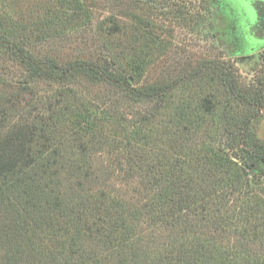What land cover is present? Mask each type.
Returning a JSON list of instances; mask_svg holds the SVG:
<instances>
[{"label":"trees","instance_id":"trees-1","mask_svg":"<svg viewBox=\"0 0 264 264\" xmlns=\"http://www.w3.org/2000/svg\"><path fill=\"white\" fill-rule=\"evenodd\" d=\"M21 2L14 18L0 8V50L32 96L40 84L73 87L78 112L59 102L64 90L15 125L0 102V264H264V196L244 178L264 161L253 126L264 89L217 61L135 83L104 41L95 56L64 59L58 43L73 32L108 39L119 33L116 17L94 20L81 0ZM200 79L219 81L223 110L213 97L196 107L174 100ZM106 124L122 128L126 168L149 191L139 209L95 189V157L114 148Z\"/></svg>","mask_w":264,"mask_h":264},{"label":"rangeland","instance_id":"rangeland-1","mask_svg":"<svg viewBox=\"0 0 264 264\" xmlns=\"http://www.w3.org/2000/svg\"><path fill=\"white\" fill-rule=\"evenodd\" d=\"M81 1L94 20L101 21L110 15L115 16L119 33L104 39L97 32H89L81 40V35L73 32L69 35V44L56 45L64 59L72 60L78 55L95 56L100 52L104 41L111 48V53L135 78L134 82L166 81L192 72L205 61H217L231 63L245 86L264 89V48L249 53L230 42L235 29L232 22L236 20L233 14L236 12L232 13L223 0ZM23 5L21 0H0V8L9 12L13 18ZM24 78L23 71L10 55L0 50V102L12 112V124L26 121V115L30 111L32 115H42V104H38L40 100L64 90H67L65 97H61L59 102L74 114L78 112L75 99L68 91L75 90L73 87L61 89L56 85L49 87L40 84L37 86L38 95L34 97L26 82L22 81ZM88 87L90 94L108 93L101 86ZM224 95L225 90L219 81L200 79L188 81V85L176 91L173 96L176 101L186 97L195 107L208 97H213L216 102L222 103L217 106L221 111L226 105ZM44 100L49 103L51 99ZM217 124L216 121L210 122L213 132ZM253 126L257 137L264 142V112L253 121ZM102 131L114 141V148L95 157L98 178L95 189L139 209L147 200L149 191L140 178L132 175L126 168L123 152L119 149V143L124 137L122 128L106 124ZM219 141L223 139H217L216 148L221 153L232 154ZM245 171L244 178L264 196V176L254 174L248 168Z\"/></svg>","mask_w":264,"mask_h":264},{"label":"flooded vegetation","instance_id":"flooded-vegetation-1","mask_svg":"<svg viewBox=\"0 0 264 264\" xmlns=\"http://www.w3.org/2000/svg\"><path fill=\"white\" fill-rule=\"evenodd\" d=\"M236 18L230 42L240 50L254 53L264 48V2L250 0H223ZM232 30V29H231Z\"/></svg>","mask_w":264,"mask_h":264},{"label":"water","instance_id":"water-1","mask_svg":"<svg viewBox=\"0 0 264 264\" xmlns=\"http://www.w3.org/2000/svg\"><path fill=\"white\" fill-rule=\"evenodd\" d=\"M250 1H252V3H254L253 7H255L256 2H264V0H250ZM248 169L257 172L261 176H264V161L261 160V161L257 162L254 166H252L251 168H248Z\"/></svg>","mask_w":264,"mask_h":264}]
</instances>
